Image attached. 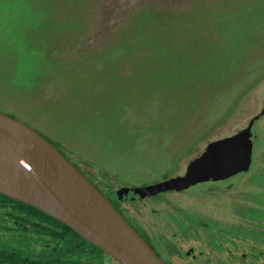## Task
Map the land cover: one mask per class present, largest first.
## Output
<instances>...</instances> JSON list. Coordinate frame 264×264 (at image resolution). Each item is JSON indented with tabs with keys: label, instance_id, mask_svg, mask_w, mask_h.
Returning a JSON list of instances; mask_svg holds the SVG:
<instances>
[{
	"label": "rangeland",
	"instance_id": "obj_1",
	"mask_svg": "<svg viewBox=\"0 0 264 264\" xmlns=\"http://www.w3.org/2000/svg\"><path fill=\"white\" fill-rule=\"evenodd\" d=\"M263 97L264 0H0V112L50 140L108 195L174 176L205 139L243 126ZM251 131L246 172L126 208L165 235L166 215L191 191L199 201L190 207L211 218L181 238L183 249L228 238L231 203L244 207L248 188L264 199V113Z\"/></svg>",
	"mask_w": 264,
	"mask_h": 264
},
{
	"label": "water",
	"instance_id": "obj_2",
	"mask_svg": "<svg viewBox=\"0 0 264 264\" xmlns=\"http://www.w3.org/2000/svg\"><path fill=\"white\" fill-rule=\"evenodd\" d=\"M260 113L233 132L213 136L178 174L146 185L122 186L116 194L133 200L246 172L252 161L251 128ZM0 193L62 221L118 264H167L109 197L50 140L2 112Z\"/></svg>",
	"mask_w": 264,
	"mask_h": 264
},
{
	"label": "flooded vegetation",
	"instance_id": "obj_3",
	"mask_svg": "<svg viewBox=\"0 0 264 264\" xmlns=\"http://www.w3.org/2000/svg\"><path fill=\"white\" fill-rule=\"evenodd\" d=\"M261 99L262 101L259 102L260 105H258L259 108L257 112L251 115L249 119L260 113L262 106H264V97ZM263 113H260L256 119L263 115ZM208 140H210V138L202 142L203 146ZM200 152L201 150L195 153V155ZM179 171L180 169L177 173L175 172V174H178ZM163 178H166V176H163ZM247 183L246 189L248 186ZM193 186L195 185L188 186L185 190L194 191L192 190ZM226 189L228 188H224L221 191L222 194L229 191H226ZM190 192L185 193L187 197L193 198V201H199V198H196L198 196ZM103 193L109 197L117 210L143 236L167 264H264V199H262L261 203L256 201L255 195L249 188L245 193L244 207L237 206L234 202L231 203V220L230 223L223 228L225 232L223 236L226 237L228 234V238L221 239L217 237L212 241L205 240V243L208 244L207 250L199 246L197 249H195L194 246L183 249L184 243L181 240L182 237H188L190 235L194 237L196 233H200V230L203 231L205 223L206 225L210 224V216L200 213L197 208V211H194L193 209L195 208L190 207L192 200L186 202L185 208H171L169 210L166 215V227L168 231L166 230L165 235H162L158 229H148L146 226L139 224L125 206L126 201L146 199V197L149 196L129 200L119 198L116 194V190H113L114 196L108 195L105 192ZM161 193H167L165 195L168 199L174 197L173 194H178L180 192H177V190H166ZM161 193L155 195H162ZM155 195H152V197ZM203 197L207 199V196L203 195ZM207 200H212V198ZM258 204L261 206H258ZM201 210L205 211V209ZM212 221L215 224V220L213 219ZM193 223L197 224L198 227H196V229H192ZM210 253L211 255H208Z\"/></svg>",
	"mask_w": 264,
	"mask_h": 264
},
{
	"label": "trees",
	"instance_id": "obj_4",
	"mask_svg": "<svg viewBox=\"0 0 264 264\" xmlns=\"http://www.w3.org/2000/svg\"><path fill=\"white\" fill-rule=\"evenodd\" d=\"M243 199H239L242 204ZM7 222L11 224L6 225ZM0 232L5 234L0 239V260L18 259L22 264H102L101 253L104 252L71 227L2 193ZM34 237L37 239L31 240ZM32 243H39L43 248L39 252H30L24 246Z\"/></svg>",
	"mask_w": 264,
	"mask_h": 264
},
{
	"label": "crops",
	"instance_id": "obj_5",
	"mask_svg": "<svg viewBox=\"0 0 264 264\" xmlns=\"http://www.w3.org/2000/svg\"><path fill=\"white\" fill-rule=\"evenodd\" d=\"M72 153H73V155L74 156H77V157H79L80 155H78V150L76 149V148H73L72 150H70ZM165 175V173L162 175V176H164ZM156 180H153L152 182H155Z\"/></svg>",
	"mask_w": 264,
	"mask_h": 264
}]
</instances>
